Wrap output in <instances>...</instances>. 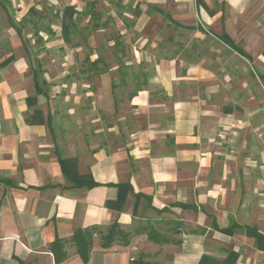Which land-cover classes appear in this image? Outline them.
Returning a JSON list of instances; mask_svg holds the SVG:
<instances>
[{
  "label": "crops",
  "instance_id": "obj_1",
  "mask_svg": "<svg viewBox=\"0 0 264 264\" xmlns=\"http://www.w3.org/2000/svg\"><path fill=\"white\" fill-rule=\"evenodd\" d=\"M85 1L0 0V264H56L49 247L57 238L93 227L105 233L114 223L132 234L130 244L105 250L96 235L87 264H264V137L257 129L251 139L249 123L235 117L233 106L210 105L199 93L218 76L209 61H190L196 42L184 43L183 55L157 61L149 87L130 99L136 112L147 113V127L110 150L88 148L83 138L84 149L63 156L76 162L75 181L67 180L59 144L35 115L39 109L47 118L46 96L28 105L34 79L28 75L27 28L20 24L31 8L42 11L43 2L81 12ZM135 1L146 6L139 20L149 19L148 9L162 10L198 41L218 40L199 28L242 25L257 2L264 5ZM253 25L264 28V9ZM110 96L113 101L111 90ZM66 251L61 264H84L72 244Z\"/></svg>",
  "mask_w": 264,
  "mask_h": 264
},
{
  "label": "rangeland",
  "instance_id": "obj_2",
  "mask_svg": "<svg viewBox=\"0 0 264 264\" xmlns=\"http://www.w3.org/2000/svg\"><path fill=\"white\" fill-rule=\"evenodd\" d=\"M88 2L96 3L95 8L102 15L100 24H107L102 27L106 29L95 30L90 17L75 16L78 33L71 28L72 41L67 42L65 31L61 28V13L60 18L57 16L63 10V5L51 7L43 2L44 21L39 28L30 25L25 30V41L29 46L28 53L26 51L28 75L33 77L32 68L37 69L38 63L43 66L48 86L43 87L47 100L42 107L45 115H52V137L57 140L62 157H69L80 148L84 149L83 138L88 148L105 147L110 150L127 145L132 133L147 127V113L136 112L130 105V94L136 91L135 83L129 81L124 85L120 72L126 70L116 67L111 39L117 35H121V42L128 44V56L124 60H129L134 66L130 72L140 77L141 74L154 73L157 61L183 55L184 43L190 42L191 46L196 42L197 47L191 50L196 53L190 61H209L210 69L218 76V79L200 86L199 93L207 96L210 105L233 106L235 117L249 123L247 133L251 139L257 138V129L264 137V86L257 78L264 76V28L253 25L255 16L264 9L262 2H257L254 13L242 25L199 28L218 37L226 33L251 56L250 60L212 37L198 41L192 31H183L157 11L148 9L149 19L144 16L139 20L134 14L139 11L141 15L144 14L146 6L141 9L135 0H86L83 10ZM20 27L24 26L20 24ZM136 28L143 29L138 31ZM36 30H41L43 34H38ZM47 30L53 33L47 38L52 44L51 49L45 46ZM34 42L36 45H33ZM76 44H80V47H75ZM88 57L91 61L101 58L104 63H100L99 68H105L101 72L94 70L85 73L84 70L89 68L86 64ZM140 63L143 65L139 67ZM189 87L192 92L197 91L194 85ZM31 88L35 95L34 84ZM87 90L92 95L87 96ZM213 90L216 93H211ZM97 119L99 121H95ZM109 128H115V131H109Z\"/></svg>",
  "mask_w": 264,
  "mask_h": 264
},
{
  "label": "trees",
  "instance_id": "obj_3",
  "mask_svg": "<svg viewBox=\"0 0 264 264\" xmlns=\"http://www.w3.org/2000/svg\"><path fill=\"white\" fill-rule=\"evenodd\" d=\"M96 3L95 2H88L86 4L85 10L79 12L74 6H68L64 7L57 16L60 18V13H61V28L65 31V38L67 42H71V34H70V29L74 28V31L77 32L76 28H79L78 22L75 21L74 17L79 16V17H84L88 16L91 18L93 21L94 29L95 30H101V29H106L102 27H106L107 24H100L101 17L102 15L98 10L95 8ZM160 14H163L162 10H157ZM135 17L139 18L141 16V11L138 13L134 14ZM169 20L174 23L177 27H182L180 24L175 22L169 15L167 16ZM45 16H43L42 11L37 10L36 8H31L27 14L26 17L23 18L22 20V25L26 28L28 26H32L33 28H39V26L42 24L44 21ZM125 19V18H124ZM16 28H20L17 27ZM50 28V27H47ZM188 30H194V28H187ZM37 31V30H36ZM203 32V30H202ZM39 34V31H37ZM78 33V32H77ZM19 34H21V31L19 30ZM48 36H51L53 33L50 30H47ZM79 35V34H77ZM50 38V37H49ZM121 35H117L113 39V46L111 50H113L115 59L117 60L116 67L118 70L124 69L126 71L120 72V75L123 76V84L127 85L129 81H132L135 83V92L130 94V99L137 95L138 92L144 90L145 88L149 87L150 80L153 78L154 73H145L141 74L142 76L140 77L138 74H132L130 71H132L134 66L130 64L129 60H124L125 57L128 56V44L126 42H121ZM218 41L220 43H223L224 45L228 46L233 52L238 53L239 55L247 58V59H252L251 56H249L247 53H245L236 43L226 34L223 33L221 36L217 37ZM75 47H80V44H76ZM26 51L28 53V48H26ZM171 57H168L166 59H169ZM104 63L101 58L91 61L90 58L88 57L86 59V64L89 65V68H86L84 70L85 73H91L92 71H102L103 68H99V64ZM143 63L139 64V67L142 66ZM32 68V65H30ZM37 69L32 68L33 72V79H34V89H35V96L29 97L27 99L28 105L33 106L37 104V97L39 95H47L46 91L43 89V87H47L48 83L47 80L45 79V72L43 70V66L38 63ZM129 79V80H128ZM260 82L264 86V76H259ZM36 116H40L42 122L46 123L51 135H53V124H52V115L48 113L47 118L45 119L43 117V112L41 110H36L35 113ZM58 155V161L61 165L62 171L67 178L68 181H75L74 178H76V174L74 172V166H75V160L74 159H65L63 158L59 151H57ZM96 183H92L90 187L96 186ZM99 238L100 241V246L105 249H111L115 244H120L122 246H128L131 241L132 234L125 232L122 230L121 226L118 223H114L111 227L107 229V232L103 233L100 231L98 227H93L85 230H77L73 236L68 239H60L57 238L53 244L50 245L49 250L54 256V260L56 264H61L65 260H67L68 255H67V245L72 244L75 249L76 253L79 255L81 258L82 262L84 264H87L91 252L93 250V245L95 241V236ZM150 239L155 241L156 243H161L158 239L154 238L150 233H149ZM264 248V247H263ZM25 264V263H22ZM134 264H146L141 261L135 262Z\"/></svg>",
  "mask_w": 264,
  "mask_h": 264
}]
</instances>
